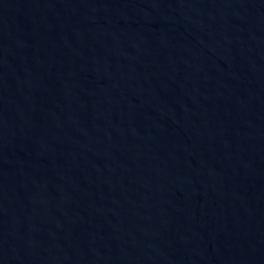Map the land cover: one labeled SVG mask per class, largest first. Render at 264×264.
<instances>
[{
  "label": "water",
  "instance_id": "95a60500",
  "mask_svg": "<svg viewBox=\"0 0 264 264\" xmlns=\"http://www.w3.org/2000/svg\"><path fill=\"white\" fill-rule=\"evenodd\" d=\"M0 264H264V0H0Z\"/></svg>",
  "mask_w": 264,
  "mask_h": 264
}]
</instances>
